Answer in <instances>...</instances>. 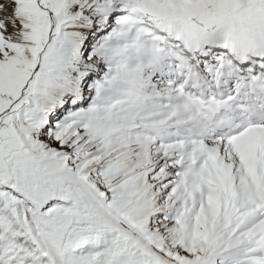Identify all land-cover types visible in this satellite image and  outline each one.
<instances>
[{
  "label": "snow or ice",
  "instance_id": "1",
  "mask_svg": "<svg viewBox=\"0 0 264 264\" xmlns=\"http://www.w3.org/2000/svg\"><path fill=\"white\" fill-rule=\"evenodd\" d=\"M0 264H264V0H0Z\"/></svg>",
  "mask_w": 264,
  "mask_h": 264
}]
</instances>
